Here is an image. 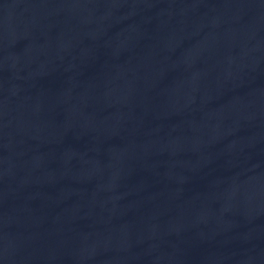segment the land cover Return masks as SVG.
<instances>
[{
  "label": "water",
  "instance_id": "95a60500",
  "mask_svg": "<svg viewBox=\"0 0 264 264\" xmlns=\"http://www.w3.org/2000/svg\"><path fill=\"white\" fill-rule=\"evenodd\" d=\"M0 264H264V0H0Z\"/></svg>",
  "mask_w": 264,
  "mask_h": 264
}]
</instances>
